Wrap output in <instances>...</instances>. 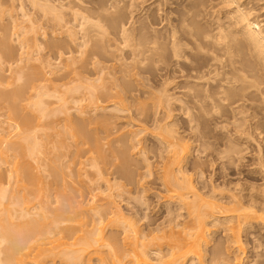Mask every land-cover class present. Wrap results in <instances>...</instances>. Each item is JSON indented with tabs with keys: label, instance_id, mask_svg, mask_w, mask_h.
Wrapping results in <instances>:
<instances>
[{
	"label": "rangeland",
	"instance_id": "obj_1",
	"mask_svg": "<svg viewBox=\"0 0 264 264\" xmlns=\"http://www.w3.org/2000/svg\"><path fill=\"white\" fill-rule=\"evenodd\" d=\"M94 1L0 0V83L6 91L19 88L21 103L38 86L44 87L48 95L43 100L51 109L49 117L41 119L28 115L30 111H22L30 117V123L24 126L20 115L12 113L10 101L0 99V148H3L0 188L6 193L0 196V212L14 192L21 194L19 177L11 170L18 151L10 142L16 139L13 134L17 126L28 128L44 143L37 159L29 164L47 187L43 203L47 204L48 214L55 208L56 189L63 179L77 189L74 195L86 209L81 216L87 229L96 230L102 222L104 237L119 246L125 255L124 262L132 248L126 236L137 234L138 248L140 242L147 243L144 250L149 253L147 262L141 264L157 263L153 252L156 244L173 238L180 243L184 232L193 230L197 209L190 204L193 199L190 190L184 201L169 196L162 181L167 167H173L182 186L187 182L194 186L201 196L198 203L202 208L204 203L213 201L219 205L215 212L220 210L225 215L233 212V205L227 199L219 201V194L229 196L236 182L239 187L250 182L247 175L259 138L254 133L250 135L252 110L246 106L240 114L235 102L238 99L243 103L241 98L243 95L247 98L250 84L234 94L226 90L215 102H198L202 108L194 104L190 110L189 104L170 99L167 87L161 84L166 57L157 65L152 55L127 56L119 49L123 44L107 25L103 35L96 32L90 36L93 32L89 13ZM170 2L160 0L158 13ZM145 11L135 13L134 25H142ZM239 84L235 82L236 86ZM232 109L237 122L232 118ZM67 118L73 125L84 127L89 135L98 137L105 154L103 159L96 156L90 139L76 142L62 133ZM48 127L54 128L53 135H44ZM167 129L171 133L163 139ZM58 138L67 144L55 151L57 143L53 140ZM236 142L240 143V153L229 150ZM55 152L59 155L56 164L52 162ZM173 153L176 159L168 162L167 157ZM52 165L62 167L64 177L55 179ZM109 192L113 203L106 206L105 196ZM25 205L26 215L31 216L39 201L33 199L13 209L15 222L23 220L19 213ZM115 211L120 214L117 224L108 221ZM207 222L208 243L195 258L200 259V264H215L217 260L222 264H253L250 260L257 252H260L256 256L258 264H264V252L250 249L245 242L249 237L243 232L239 235L240 248L236 250L222 233L223 225L213 224L211 217ZM73 236L63 230H47L36 236L28 247L20 248L24 264H67L58 257L42 256L39 260L36 257L51 248L50 242L55 237L69 242ZM4 247L5 241L0 236V260ZM104 250L107 254V248ZM179 261L189 264L186 259ZM90 263L100 264L95 254L90 255Z\"/></svg>",
	"mask_w": 264,
	"mask_h": 264
},
{
	"label": "bare ground",
	"instance_id": "obj_2",
	"mask_svg": "<svg viewBox=\"0 0 264 264\" xmlns=\"http://www.w3.org/2000/svg\"><path fill=\"white\" fill-rule=\"evenodd\" d=\"M146 2L147 0H95L89 13L90 29L93 32L90 36L96 35V32L103 35L104 26L107 25L113 29L116 40L123 44L119 49L127 56L152 55L157 65L166 57V72L161 84L167 87L170 99L189 104L190 110L194 104L202 108L198 102H215L226 90L234 94L250 84L247 98L245 95L241 98L243 103L238 99L235 102L240 114L246 106L252 110L250 135L254 133L259 138L252 152L251 167L247 175V180H250L248 185L239 187L236 182L230 188L233 191L231 195L219 194V201L225 202L227 199V203L233 205V212L229 215L219 213L222 212L220 210L216 213L215 209L219 205L213 201L204 203L205 208H202L198 203L201 202V196L194 186L189 182L182 186L173 173V167L166 168L162 181L170 192V197L184 201L189 190L192 191L193 199L190 204L197 208L194 212L193 230H186L180 243L173 238L163 244H156L153 252L157 263L147 264H183L179 260L184 259L189 264H200V259L196 261L195 258H198L202 247L208 243V217H211L213 224L220 223L224 226L221 231L225 238L231 240L230 247L236 250L240 248L239 235L243 232L245 237L250 238L245 241L250 249H261L264 252V0H171L170 5L162 9V13H158L160 0ZM141 10H146V15L142 19V25H139L140 28L134 24L135 13ZM157 24L162 25L159 28L154 27ZM235 82H239V86ZM4 87L0 83V99L10 101L12 113L20 115L19 119L24 126L30 123V114L39 119L49 117L51 109L45 106L43 100V96L48 95L44 87L38 86L25 103L19 100V88L6 91L8 89ZM245 101L248 102L244 104ZM232 110V118L237 122L239 119L236 118L235 109ZM22 111L30 112L24 115ZM67 120L62 133H67L76 142L90 139L96 156L103 159L105 154L98 137L89 135L80 125H73L69 118ZM15 129L13 135L16 139L10 143L18 152L13 156L11 170L19 177L21 194L14 192L9 204L0 212V236L5 241L4 257L0 264H24V255L19 252L21 246L28 247L29 242L47 230H63L74 236L69 242L55 237L50 242L51 248L39 252L36 260L42 256H52L66 261L67 264H91L90 255L95 254L100 264L147 262L149 253L144 250L147 243L140 242L138 248L137 234L126 236L132 248L131 253L127 254V262H124L125 255L119 246L104 237L102 222L96 230L87 229L86 221L81 216L86 209L74 195L77 189L65 184L63 179L60 187L56 189L55 208L48 214L47 204L43 203L47 187L29 164L30 160L37 159V152L44 148V143L28 128L17 126ZM53 133V127L44 131L46 136ZM170 133L171 129L165 130L163 139ZM53 141L57 143L55 151H58V146L65 147L67 144L64 139ZM239 146L240 143L236 142L229 150L240 153ZM54 148L55 145L52 146ZM2 154L3 148H0V158ZM58 156V152H55L52 158L54 164ZM94 158L96 157H92ZM167 158L168 162L174 161L176 155L173 153ZM93 163L97 167V162ZM62 170V167L52 165L55 179L64 177ZM168 184H172L173 188H169ZM5 195V191L0 188V196ZM111 196L110 192L107 193L104 205L113 203ZM33 199L39 201L35 214L27 216L25 205V210H20L19 213L23 220L15 222L13 209ZM108 221L117 224L120 222V214L115 211L113 218H108ZM230 223L232 225L229 227ZM128 227L131 228V225L128 224ZM155 238L156 236L152 237L151 242ZM104 248H107V254L104 253ZM259 255L260 252L255 253L250 261L258 264L256 256ZM164 257L168 258L163 259ZM215 264L222 262L217 260Z\"/></svg>",
	"mask_w": 264,
	"mask_h": 264
}]
</instances>
